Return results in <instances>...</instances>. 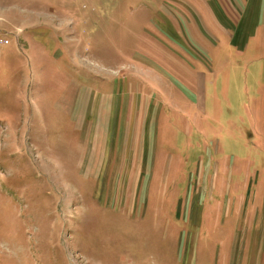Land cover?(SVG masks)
I'll use <instances>...</instances> for the list:
<instances>
[{
    "label": "rangeland",
    "instance_id": "1",
    "mask_svg": "<svg viewBox=\"0 0 264 264\" xmlns=\"http://www.w3.org/2000/svg\"><path fill=\"white\" fill-rule=\"evenodd\" d=\"M207 1L0 0V264H264V210L228 209L238 193L212 188L233 157L248 165L242 142L228 139L264 121V54L215 40L196 59V10ZM90 89L109 129L140 92L164 103L171 121L158 152L170 168L148 206L103 205L76 168L83 132L61 108L88 103ZM199 157L203 193L189 191L200 188ZM218 159L232 163L219 178Z\"/></svg>",
    "mask_w": 264,
    "mask_h": 264
},
{
    "label": "crops",
    "instance_id": "2",
    "mask_svg": "<svg viewBox=\"0 0 264 264\" xmlns=\"http://www.w3.org/2000/svg\"><path fill=\"white\" fill-rule=\"evenodd\" d=\"M196 11H198L197 21L200 31V42H197V50L194 52L196 59L200 58L201 54L205 53L210 46L216 48L217 44L214 45L215 40L220 42L228 40L229 47L235 48L240 54L243 51L251 57L264 54V0H212L207 1L206 7ZM171 30L178 41L183 42L185 40L175 28L171 27ZM203 40L205 45L200 53L198 49L202 50ZM234 54H228V57L236 58ZM256 58L253 57L252 59ZM199 79L202 82L206 81L202 73H199ZM183 89L185 91L184 95H188L193 99L194 95L192 92L190 93V89L186 86ZM87 93L89 98L92 89L88 90ZM139 96L142 97L139 98ZM146 96V94L140 92V94H137L138 100H134L137 101L136 104L132 106L123 105L121 119H117L115 126L111 125L113 130L109 129L110 124L102 117L101 103H98V106L93 109L90 98L88 103L84 102L78 105L77 109L75 105L61 108L62 111L70 113L69 120L73 121L75 129L77 128L83 132L81 134L83 137L82 145L85 146V150L82 149L80 156L82 161L80 163L79 161L76 162V168L88 179L93 197L103 205H116L118 209L129 207L132 212L136 211L141 205H149L152 192L156 193L153 198H158L162 185L166 183L171 155L165 152L159 153L158 147L161 140L164 144L168 142L166 130H160L161 124L163 123L166 126L164 129H167L170 127L168 123L171 120H168L164 113V103L157 95H154V97L150 95L151 97L147 98ZM154 99L158 100L157 103L151 102ZM137 116L144 118V123L146 119L150 121L143 127L144 124H141ZM130 119L131 123L129 124ZM251 133H253V136L250 135ZM234 135L236 139L232 137L228 140L231 143L242 142V145H244L242 151L245 154L244 161H247L248 165L245 163L243 165L239 164L240 161L237 162L233 157L232 163L236 165L229 171L228 179L223 178V182L220 183L214 182L212 188L214 191L219 188V192H222L224 185L228 184L225 190L228 191L230 197L232 196L231 193H238L231 197L234 202L227 200L226 206L228 209L237 206L239 208V206L246 204L251 207L258 203L262 211V209L264 210V191L260 186L264 187V166L256 162L264 160V153L261 152L264 145V121L257 118L252 119L250 130L247 133L241 130L237 133V136ZM219 143L218 151L222 147ZM190 144L192 143L190 142ZM198 159L200 166L197 184L200 188L193 189L190 187L189 191L203 193L200 190H204L202 180L205 171L202 157ZM161 161L164 162V165L159 170L158 165H161ZM231 164L224 165L223 163V170L228 171ZM222 165L220 159L214 164L217 178L220 176L219 172ZM212 168L209 163L205 166L207 171ZM257 174L259 175L257 184L260 186L255 187L251 177ZM162 178L164 179L162 180ZM253 188H256L254 199L253 192L249 193ZM154 203L159 202L154 201ZM228 216L233 218L234 215L232 216L228 212ZM234 223H241V220H235Z\"/></svg>",
    "mask_w": 264,
    "mask_h": 264
}]
</instances>
